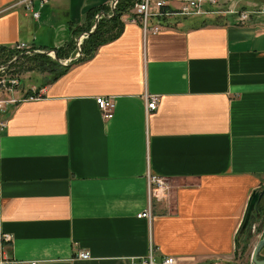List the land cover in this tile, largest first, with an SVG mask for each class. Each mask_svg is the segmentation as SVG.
<instances>
[{
	"label": "crops",
	"instance_id": "obj_1",
	"mask_svg": "<svg viewBox=\"0 0 264 264\" xmlns=\"http://www.w3.org/2000/svg\"><path fill=\"white\" fill-rule=\"evenodd\" d=\"M16 1L0 0V48L64 47L113 16L111 0H55L33 20ZM263 5L221 0V14L157 33L124 15L90 59L21 88L41 99L2 117L0 261L138 264L153 245L154 264H234L248 200L264 188V15L241 24L227 12ZM147 95L159 96L149 114ZM96 97L114 99L112 119ZM148 176L168 181L169 199L149 201ZM148 209L150 221L137 218Z\"/></svg>",
	"mask_w": 264,
	"mask_h": 264
},
{
	"label": "built area",
	"instance_id": "obj_2",
	"mask_svg": "<svg viewBox=\"0 0 264 264\" xmlns=\"http://www.w3.org/2000/svg\"><path fill=\"white\" fill-rule=\"evenodd\" d=\"M55 0H18L14 3L13 7H21L23 11L28 14L33 20H37L40 17V11L47 5ZM120 0H111L109 7L111 10L115 11ZM132 7L130 13V21L132 23H140L145 31L151 30L152 33H157L162 28V25L172 18H205L207 16H214L221 14V10L218 9V0H179L180 6L177 9L170 8L167 0H132ZM10 8V7H9ZM3 10L0 11V14ZM234 15L237 21L241 24L246 23L254 16L264 15V5L261 8H256L252 10H230L227 12ZM156 20L157 24L155 26L149 27V22ZM81 39V38H80ZM76 45V44H75ZM17 53H25L27 56L35 54L41 50L31 49L24 43H18L10 49ZM44 51V50H42ZM18 57V56H17ZM75 58L78 57L76 52ZM16 59L14 57L7 64L0 65V129L5 127V121L2 119L3 115L6 113L9 106H14L20 101L30 100L36 101L41 99V95L36 92L27 93L24 98L19 97L20 82L16 77L7 78V73H9L13 68L9 69L10 65L16 63L13 62ZM69 59L64 60V63H69ZM5 96V98H3ZM146 114L152 113L156 110L159 101V96L157 95H147L145 97ZM96 106L100 111L102 119L110 120L113 118L115 110V102L113 98L110 97H96ZM148 199L152 201H163L170 198L172 187L162 177L148 176ZM138 219L151 220L150 209L137 215ZM6 240H10L8 236H4ZM155 247L152 245L149 248L147 255L138 259V264H154L153 257L155 252ZM76 257L80 260H88L90 258L89 253L85 251L77 252ZM0 264H36V262H24L17 261L14 259L3 258ZM161 264H177V259L175 257H165L162 259Z\"/></svg>",
	"mask_w": 264,
	"mask_h": 264
},
{
	"label": "trees",
	"instance_id": "obj_3",
	"mask_svg": "<svg viewBox=\"0 0 264 264\" xmlns=\"http://www.w3.org/2000/svg\"><path fill=\"white\" fill-rule=\"evenodd\" d=\"M132 0H121L119 1L114 15L110 18H102L98 23V27L96 31L90 35L88 38L84 39L81 44V56L76 60H72L70 64L67 66H62L51 57L42 55V54H33L31 56L24 55L21 59L17 60L16 63L10 65L9 69L19 66V68L26 69L27 72H32L35 69L40 73H48V75H52V79H49L45 84L51 83L55 81L61 74L66 72L68 68L75 64L81 63L88 59H90L96 52V50L103 44L108 43L114 39H116L122 30L123 22L121 17L125 14H129V11L132 7ZM208 21H202L201 25L206 24ZM90 31V27L85 29L84 33ZM76 34V33H75ZM36 50H45V49H36ZM54 50L57 53V56L61 60H67L72 56L74 58L76 52V46L74 41H70L64 45V47L50 49ZM20 53L14 52L12 50H8L5 48H0V65L7 64L14 57L19 56ZM31 62L33 65L31 67L27 66L25 63ZM27 66V67H26ZM257 214V216H256ZM264 215V206L256 205L255 209L250 214L248 222L244 225V219L242 224L236 234L235 237V252L238 244L239 237H243V247L242 252L247 249V244H249L248 240H251L253 235L250 234V228L253 223H255L257 218H261ZM245 217V216H244ZM263 219H261L262 222ZM261 231V228L259 229ZM264 234V232H263ZM249 238V239H247ZM264 249V248H263ZM262 249V250H263Z\"/></svg>",
	"mask_w": 264,
	"mask_h": 264
},
{
	"label": "rangeland",
	"instance_id": "obj_4",
	"mask_svg": "<svg viewBox=\"0 0 264 264\" xmlns=\"http://www.w3.org/2000/svg\"><path fill=\"white\" fill-rule=\"evenodd\" d=\"M220 1L221 0H218V3H220ZM261 7L255 6V8H261ZM129 13H130V11H129ZM125 15H127V14H125ZM259 20H261V18ZM75 44H76V42H75ZM74 52H77V50ZM25 64L29 67H31L33 65L31 62H28ZM6 76L8 79H10V77H16L19 80L20 86L18 87V90H20L23 87L28 88L30 85L39 84L38 82L45 83L49 79H52V75H48V73H45V72L40 73V72H38L37 69H35L32 72H27L25 67L22 69V68H19V66L14 67L13 70H11L9 73H7ZM3 98H5V96ZM261 191H264V188L262 190H260L259 192H261ZM261 205L264 206L263 201H262ZM256 216H257V214H256ZM261 219H263L262 222H261ZM260 228H261V231L259 230ZM249 232L251 235H253V237L251 238V240H248L249 244H247L248 247H247V249H245L244 252H242L243 251L242 247H243V243H244L243 237L242 236L239 237L238 244L236 247V252H235L234 264H251L250 256H251L253 247L256 244V242L261 238V236L263 235V232H264V215H262L261 218L256 219L255 223L252 224ZM247 239H249V238H247ZM259 259L260 260L264 259V249L260 252Z\"/></svg>",
	"mask_w": 264,
	"mask_h": 264
},
{
	"label": "water",
	"instance_id": "obj_5",
	"mask_svg": "<svg viewBox=\"0 0 264 264\" xmlns=\"http://www.w3.org/2000/svg\"><path fill=\"white\" fill-rule=\"evenodd\" d=\"M114 10L112 9V15H114ZM102 17H106L108 18L107 15L105 14H102V15H98L95 19V23H94V26L92 27V29L83 34L81 36V39H86L88 38L90 35H92L97 27H98V23H99V20L102 18ZM80 38L76 41V50H77V53H78V57L81 56V44L83 42V40H81ZM35 54H42V55H46V56H49L51 57L53 60H55L56 62H58L59 64H61L62 66H67L68 64H70V62L72 60H76L78 57H74L72 59L69 60V63H64V60H61L58 58L57 56V53L54 51V50H44V51H39V52H35ZM25 55V53H22L19 55V57H16V59L13 61H17L19 59H21L23 56ZM263 194H264V191H254L249 200H248V205H247V208H246V213H245V217H244V225L248 222L249 220V217H250V214L252 213V211L255 209L256 205L261 201L262 197H263ZM264 248V234L261 236V238L256 242V244L254 245L253 247V250H252V253H251V256H250V262L251 264H264V259L263 260H260L259 259V254L260 252L262 251V249Z\"/></svg>",
	"mask_w": 264,
	"mask_h": 264
},
{
	"label": "flooded vegetation",
	"instance_id": "obj_6",
	"mask_svg": "<svg viewBox=\"0 0 264 264\" xmlns=\"http://www.w3.org/2000/svg\"><path fill=\"white\" fill-rule=\"evenodd\" d=\"M100 21V20H99ZM263 196H264V194H263Z\"/></svg>",
	"mask_w": 264,
	"mask_h": 264
},
{
	"label": "bare ground",
	"instance_id": "obj_7",
	"mask_svg": "<svg viewBox=\"0 0 264 264\" xmlns=\"http://www.w3.org/2000/svg\"><path fill=\"white\" fill-rule=\"evenodd\" d=\"M83 40V39H82Z\"/></svg>",
	"mask_w": 264,
	"mask_h": 264
}]
</instances>
